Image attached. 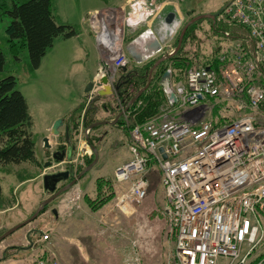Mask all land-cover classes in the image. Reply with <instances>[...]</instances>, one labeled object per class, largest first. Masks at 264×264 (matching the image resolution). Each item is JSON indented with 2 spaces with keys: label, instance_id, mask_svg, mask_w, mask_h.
<instances>
[{
  "label": "built area",
  "instance_id": "1",
  "mask_svg": "<svg viewBox=\"0 0 264 264\" xmlns=\"http://www.w3.org/2000/svg\"><path fill=\"white\" fill-rule=\"evenodd\" d=\"M127 10L121 23L136 28L157 16L161 5L132 0ZM181 25L182 18L175 17L156 31L164 55L173 53ZM213 26L219 40L214 57L198 64L189 56L192 65L179 82L168 70V79L161 80L166 99L161 113L130 131L132 158L114 175L128 187L115 197L114 208L133 213L147 198L154 164L168 204L169 264H264V0H234ZM99 43L100 75L108 64L126 65L122 49L109 54ZM88 133L80 131L74 165L91 154ZM80 199L77 186L60 199L61 221L72 216ZM48 241L49 234L42 233L37 243ZM47 253L24 264H59ZM124 264H141L140 253L134 250Z\"/></svg>",
  "mask_w": 264,
  "mask_h": 264
},
{
  "label": "rangeland",
  "instance_id": "2",
  "mask_svg": "<svg viewBox=\"0 0 264 264\" xmlns=\"http://www.w3.org/2000/svg\"><path fill=\"white\" fill-rule=\"evenodd\" d=\"M5 1L9 3L11 0ZM228 1L178 0L177 2L173 0L168 4L170 6L168 13L176 17L181 15L183 23H185L194 16L213 14L222 10ZM124 2L125 0H52L51 12L55 22L58 25L69 26L82 34L75 40L56 39V43H66L65 46L56 44L54 52H52L56 61L63 65L60 67L61 81L58 83L52 80L56 74L50 76L45 71L34 70L31 67L25 48L12 51L8 49L5 29L9 25V18L0 16V49L5 57L4 69L0 72V81L10 76L14 77L16 91H19L27 101L29 112L33 116L32 132L35 138L36 158L40 163V166L29 163L0 165V208H7L0 214V224L7 226L0 230V234L30 218L39 203L50 197L48 188H46L47 184L48 187L50 186L49 182L44 181L43 178H35L45 164L44 151L41 153L39 151L40 139L43 140L42 136L45 134L44 128L51 119L50 117L56 114L67 112L73 108L76 109V115L80 114V109L85 106V101L81 105L78 104V101L80 98L83 99L82 96L87 85L80 83V73L83 69H90L96 55L94 39L86 36L84 31L90 27V18L95 12L94 21L107 15L108 11L118 8ZM124 10L128 11L127 6ZM121 11L122 14L114 15L117 24L121 20L119 16L123 15V8ZM117 12L119 11L117 10ZM167 15L165 14L164 18ZM98 26L102 30L103 24H98ZM142 28L139 26L134 33L140 32ZM129 32L131 33L130 30L125 31V33ZM214 34L216 33L213 32L212 25L203 21L195 32L194 48L192 49L191 44L186 46V52L195 50L198 52L196 59L198 64H203L206 59L214 57L217 53L216 48L219 40ZM102 130L104 131L101 132L103 138L112 131L111 126H104ZM113 137L114 135L109 141L106 139L102 160L98 159L92 170L79 180L82 188L90 193L94 180L104 177L106 180H110L112 193H114V198L108 205L93 217L95 227L92 228L95 233L88 236V241L94 247L93 255H100L96 264H124L122 255H133L134 250L140 253L141 264H169L173 254V239L168 232V216L166 214L168 204L160 183V173L157 167L152 166L148 174L147 198L135 208L133 213H120L114 208V200L119 193L126 190L127 184L118 185L115 183L114 169L122 162L131 159V154L125 142L127 136ZM54 171L58 170L47 172ZM85 177L87 180L84 179ZM56 204L57 200L50 203L43 214L29 225L9 235L0 243V247L3 246V250L12 245L26 247L28 244L23 238L24 233L32 226L39 231H49L50 242L41 245V247L54 252L53 243L56 234L50 225V218L51 209H55ZM85 219L91 220L87 217ZM96 230H98L97 234ZM35 238L36 236L31 237V239ZM38 253L41 251L31 253L19 252L16 249L11 250L9 254L37 255Z\"/></svg>",
  "mask_w": 264,
  "mask_h": 264
},
{
  "label": "trees",
  "instance_id": "3",
  "mask_svg": "<svg viewBox=\"0 0 264 264\" xmlns=\"http://www.w3.org/2000/svg\"><path fill=\"white\" fill-rule=\"evenodd\" d=\"M0 3V16L9 18V25L5 29L8 49L12 51L25 48L34 70L39 68L42 59L53 47L56 39L68 40L77 35L75 29L66 25H58L55 22L51 12L52 0H11L9 3L1 0ZM203 21L212 25V21L209 19L199 20L187 29L179 51L156 66L152 71L148 88L129 107L127 117L118 119L115 127L123 126L125 134H129L135 126H142L160 114L161 108L165 104V97L160 86L161 77L170 68L175 80L178 81L181 79L183 71L191 67L192 62L189 60V56L197 59L198 52L195 50L188 53L185 49L188 44H191L192 49L194 48V35L199 24ZM127 42L129 41H126L125 44ZM176 44L177 39L174 43L175 47ZM16 59L18 60V58ZM159 59L160 57L151 58L140 65L128 59L126 66L117 72L114 84L123 108L140 89L146 86L149 72ZM4 65L5 57L0 49V72L3 71ZM15 87L14 77L10 76L0 81V165L29 163L40 166L36 158L35 138L32 132L33 122L28 105L26 99L19 91H16ZM100 108L113 117H116L119 112V106L114 99L101 104ZM87 114L83 117L84 127H89L99 121L96 118H88ZM107 121L110 120L107 119ZM76 127L77 124L73 127L75 140ZM102 127L104 126L93 128L90 136V144L96 148L98 153L104 139L100 132ZM63 140H65V134L59 135L58 142L61 143ZM58 149H63V147H58ZM93 158V155L86 158L80 171L85 169L93 161ZM93 194L94 196H92ZM113 198L112 184L104 177L94 180L92 194H83V202L91 212L101 210ZM47 207L40 212L39 216L47 210Z\"/></svg>",
  "mask_w": 264,
  "mask_h": 264
},
{
  "label": "crops",
  "instance_id": "4",
  "mask_svg": "<svg viewBox=\"0 0 264 264\" xmlns=\"http://www.w3.org/2000/svg\"><path fill=\"white\" fill-rule=\"evenodd\" d=\"M128 1H130V0H125V2L123 4H121L120 6H118V8H115V9L124 8ZM156 2H157V4L161 5V10H160L159 14L156 16V18L149 21L145 26H142L143 28L141 31H143L145 28H151L152 30L158 31L159 30L158 25L161 23V21H159V23L157 24L158 19L163 18L165 16V14H168V15L170 14V13H168L170 10V6L167 3H165L164 0H156ZM108 12H110V11H108ZM154 21H155V24H154ZM96 25L98 26V24L94 23V26H96ZM96 31H97V29H95L91 24H90V27L84 31L86 36H89V37L94 39V46L96 48V55H95V60L91 64L90 69H88V70L83 69L82 72L80 73V78H81L80 83L83 85L90 82L93 79V77L96 76V74L99 71V68L101 67L102 59L104 57L102 50L97 45L98 43L96 41V38H97V32ZM155 34L158 37V33L155 32ZM81 35H82L81 33L77 32V35L75 37L68 39V40H73V39L75 40ZM137 35H138V33H130V32L125 33V36L123 38V43H125L126 41L132 40ZM100 36H101V32H100ZM158 39H159V37H158ZM56 41L57 40H55L53 47L46 53V55L42 59L40 66L37 70L45 71L46 73H49L50 76H52L53 74H56V77L52 78V80L54 82L58 83L61 81L60 80V73H61L60 67H62L63 65H62V63L56 61L55 55L52 52H54V48H55L56 44H57V46H65L66 43H59V42L56 43ZM102 42L103 41H101V44H103ZM82 97H83V99L80 98L78 101V104H80V105L85 101V99H84L85 96L83 95ZM108 100H109V98H106V99L101 100V102L94 104L92 107V111L87 114L88 118H96L99 121H104L107 119L110 121H113V119L115 117L111 116L110 113L103 112L100 108L101 104L105 103ZM28 110H29V107H28ZM75 110L76 109L73 108L71 110H68L67 112L59 113V114H56L54 116H51L50 117L51 119L47 122L48 124L44 128L45 134L42 137L49 139V142H50V145L52 146L53 152L55 151L56 145L58 144V138L51 137V135H50V129H51L53 123L57 120L63 121V125L59 129V131H60L59 135L62 136L64 134L65 127L66 126L71 127V125H73L77 122L79 115H80V117L82 116L83 110L80 112L79 115H76ZM30 116H31L32 122H33V116L31 114H30ZM103 130H101L100 132H104ZM111 130L112 131H110V133L107 135V137H104V139L102 140L101 150L99 152V161L102 160V152H103V149H105L106 139L109 141L113 135H114L113 138L121 136V135L127 136V139L125 142H126V145L128 146V151H129V146L131 145V139H130L129 134H125V132L123 130V126H120V127H115V126L112 127L111 126ZM65 150L67 151L66 159H70L74 154V148H73L72 143L70 145H68ZM39 151H40V153H41V151L42 152L45 151L43 149V146H42V139H40ZM129 160H127V161H129ZM127 161H124L121 164L117 165L115 167V169L118 168L119 166H121L122 164L126 163ZM115 169H114V171H115ZM43 171H44V167H42V169L35 176V178L41 179L43 177ZM86 177L84 178L85 180H87ZM85 183H86V181H85ZM78 184H79V188L82 190L83 194H86L87 191L82 188L80 183H78ZM93 188H94V183L92 185V190L90 191V193H87V194H92ZM102 209L97 211V212H91L87 208V206L84 204V202L82 201L79 204L77 211L74 212V214L72 216L73 218L71 217L70 219H67L65 221H61L60 219H58V221H57L56 216L53 213H51L50 225L52 226V230H54V232L56 234V238H55V241L53 243L54 244L53 251L57 254V257H58L60 264H94V263L96 264L97 263V259H98V257H100V255H93L94 254V251H93L94 247H93V244L90 241H88L89 240L88 236H92L91 234H93V232H94V228H92V227H95L93 217L97 213H100L102 211ZM5 210H7V208H4V209L0 208V214ZM84 217L90 218L91 220L85 219ZM6 227L7 226L0 224V230L4 229ZM29 229H34V228H32V226H31L25 232L27 233V231ZM97 232H98V230H96V234H97ZM3 248H4L3 246L0 247V264H23L24 259H28V257H29V255H10L9 254L10 252L4 253ZM35 256L40 257L41 255H35ZM122 257H123L124 262H125V261L131 259L132 255H122Z\"/></svg>",
  "mask_w": 264,
  "mask_h": 264
},
{
  "label": "water",
  "instance_id": "5",
  "mask_svg": "<svg viewBox=\"0 0 264 264\" xmlns=\"http://www.w3.org/2000/svg\"><path fill=\"white\" fill-rule=\"evenodd\" d=\"M233 1L234 0H229L226 3L225 7H228ZM219 14H220V12H216L213 14L198 15V16H195L192 19H190L187 23H185L183 25V27L181 28L179 34H178L177 44H176V47H175L173 53L169 56L168 55L161 56L160 59L157 61V63H155L153 65L152 69L149 72V77H148V81H147L146 86L144 88L140 89L136 93V95L130 100V102L124 107V109H122L118 113V115L116 116V118L113 121H99V122L93 123L92 125L87 127V130H92L93 128L98 127V126H114L120 117L126 116V113L128 112L129 107H131L134 104V102L139 98V96L142 94V92H144V90L148 88L150 80H151L152 71L156 68V66L160 62L164 61L165 59H168L169 57H171L172 55H174L175 53H177L179 51V49L182 45L184 34L187 31V29L199 20H207V19L213 20ZM173 17H174V15H169L167 17V19L165 20V22L170 23L172 21ZM124 50L127 53V55L130 57V59L135 64L140 65L143 62H145L146 60L153 58L154 56L159 54L162 50V46H161L159 40L157 38H155L152 35V32L148 29V30H146L145 35H142V36L132 40L131 42L127 43L124 46ZM116 73H117V70H115L109 66L107 74H103L100 78L96 77L95 79H92L90 82L87 83L86 89L84 92L86 97L89 96V94L91 92H93L95 89L94 94L92 95V99L90 100L91 104L97 103L101 99H104V98L113 97L115 99L117 105H119V107L121 108V104H120L119 98L117 96V88L114 84V82L116 80ZM168 77H169V73L165 72L163 74V77H162V82L167 80ZM94 80H97V82L94 83ZM170 99L173 101H176V98H175L173 93L170 94ZM62 124H63L62 120H57L53 123V125L50 129L51 137H54V138L59 137V129L61 128ZM70 130H71L70 126H66L64 129L65 139H66L68 145H70V141L73 138V136L69 135ZM86 141H87V143L90 147V150L94 156L93 161L83 171H81L74 179H72L67 185L62 187L60 190H58L55 194H53L52 196H50L46 200L42 201L39 204L36 211L32 214V216L30 218H28L26 221L14 226V227L8 229L2 235H0V243L5 238H7L9 235L16 232L18 229L27 226L33 220H35L36 217L39 215V213L47 205H49L54 199L59 197L61 194L67 192L68 189H70L73 185H75L81 179V177L84 174L89 172L97 164L98 159H99V153L96 150V148H94L93 146L90 145L88 138H86ZM42 146H43V149L45 151L51 150V145H50L48 138H43ZM66 157H67V151L65 149H63L61 152L56 151L51 155L52 160H54L56 162H63ZM49 164L50 163H45L44 168L48 167ZM49 177L53 180L59 179L60 177H62L63 179H67L69 177V172H63V173L52 174L50 176H46L44 178V181H48L47 178H49ZM53 214H55V211H53ZM35 233H37L36 230H30L26 233V239H27L28 243H30L29 237ZM29 248H30V246L24 248V250H28Z\"/></svg>",
  "mask_w": 264,
  "mask_h": 264
},
{
  "label": "bare ground",
  "instance_id": "6",
  "mask_svg": "<svg viewBox=\"0 0 264 264\" xmlns=\"http://www.w3.org/2000/svg\"><path fill=\"white\" fill-rule=\"evenodd\" d=\"M110 12H107V15H104L100 19L97 18L94 21L96 24H103L100 39H101V41H103L102 45H103L105 51L109 54L116 53L119 51V49H121L122 30L120 28V24H123L120 21L117 24V20L114 18V15L116 16V15L122 14V13L115 12V11H110ZM122 18H123V16L120 15L119 19H122ZM130 22H134V19H131ZM163 24H165V22L161 21V23L159 24V27H158L159 30ZM110 58H111V55L109 57H107V61H109Z\"/></svg>",
  "mask_w": 264,
  "mask_h": 264
},
{
  "label": "flooded vegetation",
  "instance_id": "7",
  "mask_svg": "<svg viewBox=\"0 0 264 264\" xmlns=\"http://www.w3.org/2000/svg\"><path fill=\"white\" fill-rule=\"evenodd\" d=\"M65 172H69V177L67 179H63L62 177H60L59 179H54V180L51 179L50 177L47 178L50 186L48 187V184H47L46 188H48L50 196L55 194L58 190H60L65 185H67L74 178V175L72 173H70V172H72L71 168H66ZM56 199H54L53 201H55ZM34 236H36V234H33L31 237H34ZM31 240H33V239H31ZM6 248L8 249L7 252H10L11 250H16L17 246L12 245V246H7Z\"/></svg>",
  "mask_w": 264,
  "mask_h": 264
}]
</instances>
